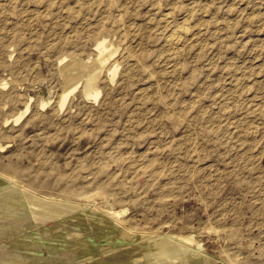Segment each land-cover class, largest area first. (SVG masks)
<instances>
[{
	"label": "rangeland",
	"instance_id": "374dc122",
	"mask_svg": "<svg viewBox=\"0 0 264 264\" xmlns=\"http://www.w3.org/2000/svg\"><path fill=\"white\" fill-rule=\"evenodd\" d=\"M0 264H264V0H0Z\"/></svg>",
	"mask_w": 264,
	"mask_h": 264
},
{
	"label": "bare ground",
	"instance_id": "6f19581e",
	"mask_svg": "<svg viewBox=\"0 0 264 264\" xmlns=\"http://www.w3.org/2000/svg\"><path fill=\"white\" fill-rule=\"evenodd\" d=\"M8 180V179H7ZM10 181H12V179L10 180ZM117 213H114L113 211L112 212H108L107 211V213H106V215L107 216H112V215H116Z\"/></svg>",
	"mask_w": 264,
	"mask_h": 264
}]
</instances>
